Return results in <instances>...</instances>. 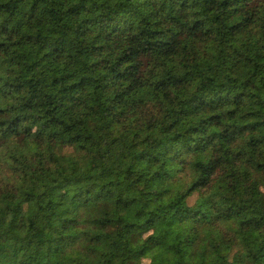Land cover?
<instances>
[{
  "label": "trees",
  "instance_id": "16d2710c",
  "mask_svg": "<svg viewBox=\"0 0 264 264\" xmlns=\"http://www.w3.org/2000/svg\"><path fill=\"white\" fill-rule=\"evenodd\" d=\"M264 264V0H0V264Z\"/></svg>",
  "mask_w": 264,
  "mask_h": 264
},
{
  "label": "rangeland",
  "instance_id": "374dc122",
  "mask_svg": "<svg viewBox=\"0 0 264 264\" xmlns=\"http://www.w3.org/2000/svg\"><path fill=\"white\" fill-rule=\"evenodd\" d=\"M142 264H147V260L146 259H142Z\"/></svg>",
  "mask_w": 264,
  "mask_h": 264
}]
</instances>
